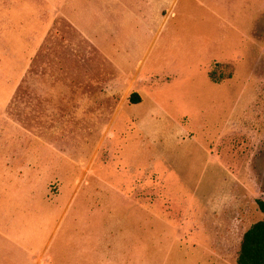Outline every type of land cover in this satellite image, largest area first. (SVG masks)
<instances>
[{"label":"rangeland","instance_id":"rangeland-1","mask_svg":"<svg viewBox=\"0 0 264 264\" xmlns=\"http://www.w3.org/2000/svg\"><path fill=\"white\" fill-rule=\"evenodd\" d=\"M257 200L264 0H0V264H239Z\"/></svg>","mask_w":264,"mask_h":264},{"label":"trees","instance_id":"trees-1","mask_svg":"<svg viewBox=\"0 0 264 264\" xmlns=\"http://www.w3.org/2000/svg\"><path fill=\"white\" fill-rule=\"evenodd\" d=\"M211 76L215 78L214 72ZM138 92L131 94V99L138 97ZM139 100L138 98H135ZM135 102V101H134ZM258 205L264 211V201L257 200ZM239 264H264V220L254 223L244 234L240 252Z\"/></svg>","mask_w":264,"mask_h":264}]
</instances>
